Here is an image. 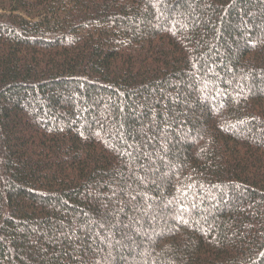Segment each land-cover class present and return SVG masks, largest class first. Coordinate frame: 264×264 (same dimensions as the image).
Returning <instances> with one entry per match:
<instances>
[{"label": "trees", "instance_id": "1", "mask_svg": "<svg viewBox=\"0 0 264 264\" xmlns=\"http://www.w3.org/2000/svg\"><path fill=\"white\" fill-rule=\"evenodd\" d=\"M0 264H264V0H0Z\"/></svg>", "mask_w": 264, "mask_h": 264}]
</instances>
